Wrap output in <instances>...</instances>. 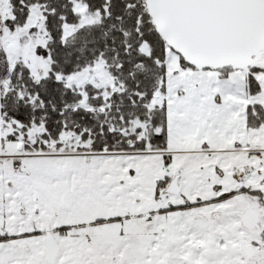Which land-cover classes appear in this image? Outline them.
<instances>
[{"label":"snow or ice","instance_id":"snow-or-ice-1","mask_svg":"<svg viewBox=\"0 0 264 264\" xmlns=\"http://www.w3.org/2000/svg\"><path fill=\"white\" fill-rule=\"evenodd\" d=\"M0 264H264V0H0Z\"/></svg>","mask_w":264,"mask_h":264}]
</instances>
